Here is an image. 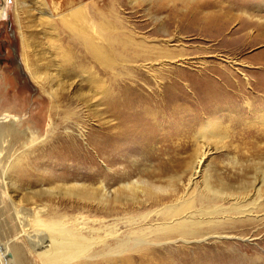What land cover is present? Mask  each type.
<instances>
[{
  "label": "rangeland",
  "instance_id": "374dc122",
  "mask_svg": "<svg viewBox=\"0 0 264 264\" xmlns=\"http://www.w3.org/2000/svg\"><path fill=\"white\" fill-rule=\"evenodd\" d=\"M197 2L207 5L198 10ZM186 3L185 0H0V117H8L5 124L14 125L17 133H24L18 141L13 142L11 137L6 142L0 140V159H14L24 151V145L33 151L25 162L30 165L33 183L22 182L21 173H14L17 164L7 176L6 192L0 185L1 244H5L9 233L14 238L13 209L4 210L6 196L29 209L24 198L52 188L55 192L47 196L56 202L67 201L62 193L68 183L62 177L75 183H83L87 173L100 179L105 177L106 158L91 145L92 137L102 130L108 117L101 88L90 84L93 75H99L104 83L112 82L115 76L119 81H138L144 88L154 82L161 87L162 73L165 71L169 76L171 69L175 75L169 82L173 81L175 87L168 94L175 99L170 104L182 111L180 116L191 114L183 126L193 127L201 101L193 79L206 67L218 68L236 85L230 91L233 97L230 99L240 101L218 114L222 122L220 134L207 142L210 152L201 179L210 177L217 183L223 180L237 189L243 184L251 187L256 177L264 175V0H198L187 3L189 6ZM75 8H83L95 27L111 23L114 35L122 34V42L132 41L139 54L153 61L138 59L137 64H124L125 69L118 67L114 74L104 72L61 19ZM165 52L173 58L161 57ZM146 68L154 70L148 73ZM179 70L185 71L183 78L176 74ZM244 97L251 109L243 104L247 101ZM235 111L242 112L241 126L235 127L229 120V114L234 117ZM212 118L203 119L201 124L211 122ZM193 135L176 142L170 154L177 152L185 160L194 156L197 151ZM179 144H184L186 151L179 152ZM66 154L69 159H60ZM72 164L74 168L70 167ZM48 178L56 180L36 181ZM251 188L249 194L254 192ZM69 215L77 216L76 212ZM263 223L258 227H264ZM251 227L230 230L222 234V239L209 238L201 243L200 252L210 258L224 250L220 261L214 258L205 260L206 263L197 261L200 252L197 245L191 244L187 250L165 246L162 254L169 253L168 257L143 264H264V243L251 238L257 230ZM15 243L26 246L23 238ZM27 259L28 264H41L29 253ZM139 263L142 264H134ZM0 264H4L1 259Z\"/></svg>",
  "mask_w": 264,
  "mask_h": 264
},
{
  "label": "bare ground",
  "instance_id": "6f19581e",
  "mask_svg": "<svg viewBox=\"0 0 264 264\" xmlns=\"http://www.w3.org/2000/svg\"><path fill=\"white\" fill-rule=\"evenodd\" d=\"M197 3L198 10L207 5ZM84 11L75 8L61 19L72 37L104 72L114 74L118 67L135 64L138 59L153 61L139 54L132 41L122 42V34L114 35L111 23H99L96 28ZM117 31L119 28H115ZM161 57L171 59L172 55L165 52ZM146 69L148 73L154 70ZM211 69H202L200 76L193 79L195 92L201 99L198 114L192 116L193 127L183 126L191 114L180 116L182 111L170 104L175 99L169 95L175 87L173 81L169 82L175 75L171 69L169 76L165 71L162 73L161 87L154 82L144 88L138 81H119L115 76L112 82L104 83L99 75H93L90 84L101 88L108 117L102 130L92 137L91 145L105 156L108 171L103 179L94 173L84 174L83 183L62 177L68 183L62 193L67 201L56 202L47 196L55 192V188L24 198L29 209L16 203L11 196L3 197L7 199H4V210L13 209L14 238L9 233L5 244L0 243L1 261L4 264H28L29 253L41 264H143L168 257L169 253L162 254L165 246L187 250L189 245L195 244L200 252L201 243L209 238L222 239L223 233L244 226L257 229L251 238L264 243V227H258L264 222V175L256 177L252 183V194L248 191L249 184L235 189L223 180L217 183L210 177L201 179L210 152L207 142L220 134L222 122L218 114L225 113L240 101L230 99V91L236 86L230 77L218 68ZM132 70L141 75L137 67ZM208 72L215 76H207ZM176 74L184 77L185 71L179 70ZM225 86L227 88L223 89ZM245 100L243 104L251 109L248 98ZM212 106L218 107L211 109ZM240 113L234 117L229 114L235 127L242 125L244 117ZM207 117H213L211 122L201 124ZM7 121L8 117H0V140L6 142L11 137L13 142L18 141L24 133H17L14 125L5 124ZM193 133L197 151L194 156L185 160L179 158L177 152L170 154L176 142L190 138ZM184 144H179V152L186 151ZM23 148L24 151L14 159H0V185L5 192L7 176L17 164L14 173H21L22 182L33 183L30 165L25 163L33 151L27 145ZM62 158L69 159V155ZM73 165L70 167L74 168ZM44 180L52 183L56 179L36 181ZM69 212H76L77 216H71ZM98 213L103 216L99 217ZM85 216L87 218H83ZM20 238L25 247L15 243ZM223 251H217V256L211 258L220 261ZM209 258L200 252L197 261H211Z\"/></svg>",
  "mask_w": 264,
  "mask_h": 264
}]
</instances>
